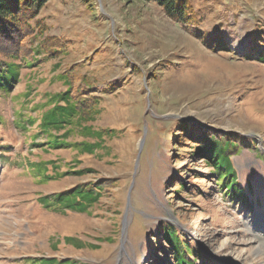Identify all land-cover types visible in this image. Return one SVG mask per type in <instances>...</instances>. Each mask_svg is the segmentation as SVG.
Segmentation results:
<instances>
[{"label": "rangeland", "instance_id": "1", "mask_svg": "<svg viewBox=\"0 0 264 264\" xmlns=\"http://www.w3.org/2000/svg\"><path fill=\"white\" fill-rule=\"evenodd\" d=\"M189 2L197 29L220 31L225 51L206 48L190 28L140 0H50L41 10L32 25L41 24L43 34L19 62L18 84L0 89V264H173L159 234L167 223L211 264H264L255 241L264 236V64L243 58L264 26V0ZM44 43L58 53L48 56ZM71 69L100 97L99 113L54 148L38 125ZM184 123L195 134L254 141L237 140L230 151L242 204L217 186ZM86 128L114 134L104 149L82 154L75 144L95 142ZM107 179L114 185L87 213L39 204Z\"/></svg>", "mask_w": 264, "mask_h": 264}, {"label": "trees", "instance_id": "2", "mask_svg": "<svg viewBox=\"0 0 264 264\" xmlns=\"http://www.w3.org/2000/svg\"><path fill=\"white\" fill-rule=\"evenodd\" d=\"M50 0H0V89L10 92L19 82V62L31 57L34 53L33 47L37 36H42L41 24L33 26L41 10ZM145 3L155 4L161 8L166 16L174 23L187 29L195 39L200 40L203 45L214 51L221 52L227 49L222 33L216 30L212 35L207 34L197 27H200L201 20L198 18L189 0H140ZM29 40L26 45V40ZM46 40V39H44ZM44 50L48 56H55L56 44H45ZM57 49V50H56ZM254 57V61L264 64V26L257 28L250 39V45L244 59ZM66 89L50 98L51 108L46 110L39 122L40 133L51 139V145L58 148L61 145H68L65 142V135L68 136V129L82 127L99 113L97 109L100 97L93 96L90 91L91 85L85 78H77L74 70L63 74ZM79 79V81H77ZM86 95L88 96L86 98ZM185 123L181 126L186 140L189 139L196 147L198 155L202 156L206 164L211 167L212 173L217 177V186L224 195L229 196L231 201L243 203V188L240 187L238 173L231 160L230 151L239 143L237 140L254 145V141H246L234 133L219 134L216 131L209 133H196L188 129ZM85 129V128H84ZM87 135L95 139L94 143H77L75 147L82 154H95L98 150L104 149V138L112 137L111 130L94 131L86 128ZM63 132L62 138L53 136ZM237 136V137H236ZM240 142V143H241ZM44 175L45 170L40 166L34 167ZM43 172V173H42ZM78 174L84 172H77ZM114 179L102 180L96 183L77 185L73 188L55 194L51 197L39 199V204L46 210L64 213L71 211L75 213H87L94 205L98 204L105 188L114 185ZM184 187V185H180ZM177 196V193H173ZM250 204V203H249ZM248 205V204H245ZM166 228L170 230L165 231ZM162 241L169 246L172 252L173 264H195L203 260L211 264L208 256L202 255L201 250L195 243L190 244L184 239L185 233L171 224H163L159 230ZM66 242L72 241L66 238ZM39 264H77L74 261H57L56 259H41Z\"/></svg>", "mask_w": 264, "mask_h": 264}, {"label": "bare ground", "instance_id": "3", "mask_svg": "<svg viewBox=\"0 0 264 264\" xmlns=\"http://www.w3.org/2000/svg\"><path fill=\"white\" fill-rule=\"evenodd\" d=\"M255 239H256L255 241L258 242L259 247L263 248L264 250V236L258 235L255 237Z\"/></svg>", "mask_w": 264, "mask_h": 264}]
</instances>
